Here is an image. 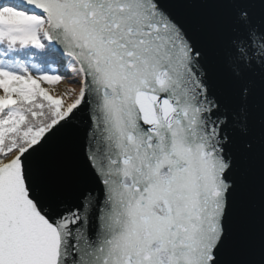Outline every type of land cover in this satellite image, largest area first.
<instances>
[{
  "label": "snow or ice",
  "instance_id": "obj_1",
  "mask_svg": "<svg viewBox=\"0 0 264 264\" xmlns=\"http://www.w3.org/2000/svg\"><path fill=\"white\" fill-rule=\"evenodd\" d=\"M0 264H264V0H0Z\"/></svg>",
  "mask_w": 264,
  "mask_h": 264
},
{
  "label": "bare ground",
  "instance_id": "obj_2",
  "mask_svg": "<svg viewBox=\"0 0 264 264\" xmlns=\"http://www.w3.org/2000/svg\"><path fill=\"white\" fill-rule=\"evenodd\" d=\"M70 74L72 75L71 70H70ZM70 79H72V77L67 76L66 79H62V81L60 83H58L56 86H52L54 88L49 87V86H46V88H49L50 90H56L57 89L58 95L67 96L73 88L78 87V84L73 83L72 80H70ZM70 81H71V84H73V85L70 84Z\"/></svg>",
  "mask_w": 264,
  "mask_h": 264
},
{
  "label": "rangeland",
  "instance_id": "obj_3",
  "mask_svg": "<svg viewBox=\"0 0 264 264\" xmlns=\"http://www.w3.org/2000/svg\"><path fill=\"white\" fill-rule=\"evenodd\" d=\"M68 70H70V69H67V71ZM70 74V73H69ZM70 80H72V79H70ZM59 83V82H58ZM70 84H71V81H70ZM71 85H73V84H71ZM52 88H54V87H52ZM50 94H53V95H58V90L56 89V90H51V93Z\"/></svg>",
  "mask_w": 264,
  "mask_h": 264
},
{
  "label": "water",
  "instance_id": "obj_4",
  "mask_svg": "<svg viewBox=\"0 0 264 264\" xmlns=\"http://www.w3.org/2000/svg\"><path fill=\"white\" fill-rule=\"evenodd\" d=\"M67 76H69V73H68V71H66V77H67Z\"/></svg>",
  "mask_w": 264,
  "mask_h": 264
},
{
  "label": "trees",
  "instance_id": "obj_5",
  "mask_svg": "<svg viewBox=\"0 0 264 264\" xmlns=\"http://www.w3.org/2000/svg\"><path fill=\"white\" fill-rule=\"evenodd\" d=\"M53 67H56V65H53Z\"/></svg>",
  "mask_w": 264,
  "mask_h": 264
}]
</instances>
